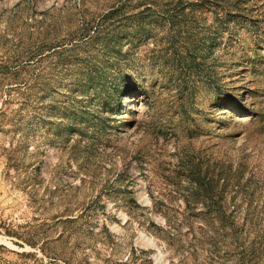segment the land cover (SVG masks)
<instances>
[{"label": "rangeland", "instance_id": "rangeland-1", "mask_svg": "<svg viewBox=\"0 0 264 264\" xmlns=\"http://www.w3.org/2000/svg\"><path fill=\"white\" fill-rule=\"evenodd\" d=\"M0 237V264H264V0H0Z\"/></svg>", "mask_w": 264, "mask_h": 264}, {"label": "bare ground", "instance_id": "bare-ground-1", "mask_svg": "<svg viewBox=\"0 0 264 264\" xmlns=\"http://www.w3.org/2000/svg\"><path fill=\"white\" fill-rule=\"evenodd\" d=\"M139 197H140V198H143V197H144L143 194H142L141 192H139ZM2 239H3V238L0 237V241H2Z\"/></svg>", "mask_w": 264, "mask_h": 264}]
</instances>
